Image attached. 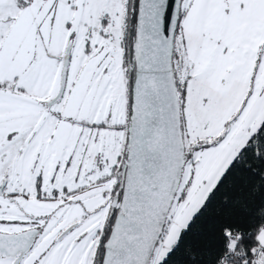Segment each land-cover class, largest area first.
I'll return each instance as SVG.
<instances>
[{"label":"snow or ice","instance_id":"6c2138e0","mask_svg":"<svg viewBox=\"0 0 264 264\" xmlns=\"http://www.w3.org/2000/svg\"><path fill=\"white\" fill-rule=\"evenodd\" d=\"M0 264H264V0H0Z\"/></svg>","mask_w":264,"mask_h":264}]
</instances>
